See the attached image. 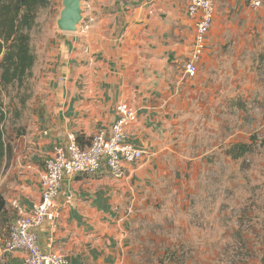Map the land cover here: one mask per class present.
<instances>
[{"label": "crops", "instance_id": "crops-1", "mask_svg": "<svg viewBox=\"0 0 264 264\" xmlns=\"http://www.w3.org/2000/svg\"><path fill=\"white\" fill-rule=\"evenodd\" d=\"M81 8L76 31L63 32L56 26L62 8L52 3L32 67L38 84L14 132L6 134L11 153L2 169L12 182L3 196L16 215L27 212L40 197V175L53 148L67 145L69 135L88 145L98 131L109 133L118 102L134 105L138 120L127 127L128 141L149 156L126 165L120 180L105 166L93 175L63 177L56 218L35 231L41 250L69 264H135L128 246L131 207L172 151L177 117L189 105L187 84H199L198 74H183L194 21L180 0H81ZM0 253L4 264H23L22 251L2 252L0 244Z\"/></svg>", "mask_w": 264, "mask_h": 264}, {"label": "rangeland", "instance_id": "rangeland-1", "mask_svg": "<svg viewBox=\"0 0 264 264\" xmlns=\"http://www.w3.org/2000/svg\"><path fill=\"white\" fill-rule=\"evenodd\" d=\"M52 3L62 8V0H50L30 31L35 58ZM206 41L172 151L131 207L135 264H264V5L220 0ZM37 84L31 77L2 94L5 135ZM243 144L247 151L233 157ZM4 173L1 166L2 197L12 182ZM6 210L0 235L16 215L7 202Z\"/></svg>", "mask_w": 264, "mask_h": 264}, {"label": "built area", "instance_id": "built-area-1", "mask_svg": "<svg viewBox=\"0 0 264 264\" xmlns=\"http://www.w3.org/2000/svg\"><path fill=\"white\" fill-rule=\"evenodd\" d=\"M180 1L194 21L192 49L183 62L184 77L193 79L198 74V61L205 50L218 0ZM232 1L252 9H259L264 5V0ZM115 110L117 117L109 133L98 131L86 146H81L73 135H69L67 145L53 148L52 155L44 161V169L40 175V197L27 212L14 217L7 235L1 240L2 252L22 251L23 264H69L63 255L41 250L35 231L43 222L56 218L55 197L63 177L93 175L105 166L113 179L120 180L124 177L126 165L140 163L150 154L146 149L128 141L127 127L138 120L137 108L120 101Z\"/></svg>", "mask_w": 264, "mask_h": 264}, {"label": "trees", "instance_id": "trees-1", "mask_svg": "<svg viewBox=\"0 0 264 264\" xmlns=\"http://www.w3.org/2000/svg\"><path fill=\"white\" fill-rule=\"evenodd\" d=\"M48 5L49 0H0V167L11 153L3 128L7 111L1 96L9 89L24 87L32 77L35 56L30 31L35 26L39 10ZM237 148L233 157L242 155L248 146L243 144ZM0 213H3L0 214L3 222L8 213L1 192Z\"/></svg>", "mask_w": 264, "mask_h": 264}, {"label": "water", "instance_id": "water-1", "mask_svg": "<svg viewBox=\"0 0 264 264\" xmlns=\"http://www.w3.org/2000/svg\"><path fill=\"white\" fill-rule=\"evenodd\" d=\"M82 20L81 0H62L56 26L63 32H74Z\"/></svg>", "mask_w": 264, "mask_h": 264}]
</instances>
